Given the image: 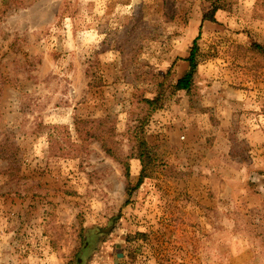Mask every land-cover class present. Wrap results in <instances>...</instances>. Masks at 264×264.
I'll use <instances>...</instances> for the list:
<instances>
[{
    "label": "rangeland",
    "instance_id": "1",
    "mask_svg": "<svg viewBox=\"0 0 264 264\" xmlns=\"http://www.w3.org/2000/svg\"><path fill=\"white\" fill-rule=\"evenodd\" d=\"M254 44L264 0H0V264H264Z\"/></svg>",
    "mask_w": 264,
    "mask_h": 264
},
{
    "label": "trees",
    "instance_id": "2",
    "mask_svg": "<svg viewBox=\"0 0 264 264\" xmlns=\"http://www.w3.org/2000/svg\"><path fill=\"white\" fill-rule=\"evenodd\" d=\"M220 7L217 6V4H213L210 11L203 15V20H211L213 21V15L214 13L219 9ZM198 36L193 40L192 42V47L190 49V52L188 54V56L185 58L186 62L188 63V69L185 71L184 74H182V76H180L174 84H172V88L175 91H186L188 92L193 84V75L194 72L196 70V57L198 55ZM254 48L257 49V51H261L264 52V49L262 46L258 45V44H254ZM161 82H159V86H161ZM159 98L160 96L157 94L155 95V97L153 98V100H148L145 99L143 102H145L147 105L150 104H154V107H159L161 105V103L159 102ZM152 108V109H153ZM151 109V110H152ZM104 146V144H103ZM140 147H141V152L139 155V161L141 164V170L139 173V177H138V181L137 184L141 183L143 181L144 178L148 177L149 174L151 173V171L153 170V167H155V162H153L152 158H150V150H149V146L147 145V143L142 139L140 140ZM110 150V146L107 145V151ZM86 248V247H84ZM84 250V249H83ZM80 264V262H79Z\"/></svg>",
    "mask_w": 264,
    "mask_h": 264
},
{
    "label": "crops",
    "instance_id": "3",
    "mask_svg": "<svg viewBox=\"0 0 264 264\" xmlns=\"http://www.w3.org/2000/svg\"><path fill=\"white\" fill-rule=\"evenodd\" d=\"M106 248H107V246H106ZM119 255H121V254H119ZM119 259V258H118ZM113 260V261H112ZM112 260L110 261V259L108 260V262H109V264H113V263H116V264H119V263H121V261L120 262H115L116 260H114L113 258H112ZM122 264V263H121Z\"/></svg>",
    "mask_w": 264,
    "mask_h": 264
}]
</instances>
